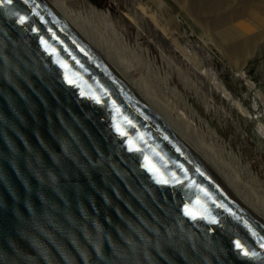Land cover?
<instances>
[{
	"label": "water",
	"instance_id": "obj_1",
	"mask_svg": "<svg viewBox=\"0 0 264 264\" xmlns=\"http://www.w3.org/2000/svg\"><path fill=\"white\" fill-rule=\"evenodd\" d=\"M0 264H264V194L78 0H0Z\"/></svg>",
	"mask_w": 264,
	"mask_h": 264
},
{
	"label": "rangeland",
	"instance_id": "obj_2",
	"mask_svg": "<svg viewBox=\"0 0 264 264\" xmlns=\"http://www.w3.org/2000/svg\"><path fill=\"white\" fill-rule=\"evenodd\" d=\"M90 1L99 9L110 12L113 27L127 39L119 40L110 32L118 44L152 78L150 67L152 71L158 68L161 76L169 80V86L207 120L221 139L240 154L242 161L249 164L251 171L264 182V103L259 97V94L264 95V39L258 45L254 42L251 49L247 47L245 52L254 51V54L245 64L244 56L235 52L234 41L219 40L216 30H212L225 27L237 29L238 19L233 16L237 12L248 14L243 7L249 0H215L220 9H213L206 30L199 23V15L196 18L195 10H189L192 4H197L195 0ZM215 18L220 22H214ZM101 22L106 27V23ZM254 28L251 33L257 30ZM145 50H148L149 62L152 59L156 64L148 65ZM234 52L239 53L236 58L230 56ZM138 57L141 59L138 60ZM240 66H243V75L238 70ZM212 78L219 84L214 83ZM222 91H226L230 98H225ZM193 120L199 124L197 118L193 117Z\"/></svg>",
	"mask_w": 264,
	"mask_h": 264
},
{
	"label": "bare ground",
	"instance_id": "obj_3",
	"mask_svg": "<svg viewBox=\"0 0 264 264\" xmlns=\"http://www.w3.org/2000/svg\"><path fill=\"white\" fill-rule=\"evenodd\" d=\"M79 2H81L82 4H84L86 7H88L97 17L99 20L103 21L106 23V28L109 32L113 33L114 35L119 37V40H127L124 36V34L119 33L120 31H118L116 28L113 27L112 25V21L110 22V12L109 11H103L101 9H99L98 7H96V5H94L90 0H78ZM197 4H192L191 8L189 9L191 12L193 10H195L194 14L196 16V18L199 15V18L202 23V25L204 26L205 30L206 27L208 26V17L209 15L213 14L214 11L213 9H216L218 7L217 4H215V0H199L200 4L197 0H195ZM248 1V0H247ZM193 3H195L193 1ZM247 5L242 4L241 6L244 5V10H248V14H244L242 12L240 13H233L234 19H240L242 18L243 20L238 22V20L236 21V25L233 24L232 22L230 24H233V26H238L237 29H232V27H224L223 29L220 30L215 28L212 30H216L215 33L217 34L216 36L218 37L219 40L222 41H234L232 43V45H235V52H239V53H231L230 56H232V58H236V54H239L240 56H244L243 58V62L245 63L247 61L248 58H250L252 56V53H246V49L247 47L249 49H251V47L253 46L254 42L257 43V45L259 44V42H261L264 39V0H249L248 2H246ZM221 6V5H220ZM234 8V7H233ZM220 8L218 7V10ZM235 9V8H234ZM224 10V9H223ZM222 10V11H223ZM227 14V13H226ZM216 14L213 15V17ZM219 16V13L218 15ZM222 16V15H220ZM228 16V15H227ZM226 16V17H227ZM211 18V17H210ZM220 18V17H219ZM224 18V17H223ZM212 19V18H211ZM223 20V19H222ZM226 20V19H224ZM228 21V20H227ZM207 22V23H206ZM214 22L219 23L220 20H218L217 18L214 19ZM205 23V24H204ZM225 23V22H224ZM216 24V23H215ZM213 25V24H212ZM217 25V24H216ZM211 26V25H210ZM221 26V23H220ZM227 26V25H226ZM253 27H255L257 30H255V32L251 33V30L253 29ZM222 28V27H221ZM254 28V29H255ZM116 29V30H115ZM227 42V43H228ZM138 43V41H137ZM219 43V42H218ZM137 48V47H136ZM135 49V48H133ZM137 50H139L137 48ZM245 52V53H244ZM140 53V52H139ZM145 54H146V58H147V63L150 66V63L152 64H156L155 60L150 59L151 61L149 62L148 58L149 55L148 54V50H145ZM141 56V55H140ZM163 56V55H162ZM139 58V57H138ZM145 58V59H146ZM141 58H139L138 60H140ZM162 59V58H161ZM137 60V59H136ZM238 63V62H237ZM246 64V63H245ZM239 66V65H238ZM242 68L243 66L238 67V70L240 71V73L242 74ZM150 73L153 75V79L159 83V85L167 92L169 93V95L171 94L172 97H174V99L178 102L179 107L185 111L192 119L193 117L198 119L199 125L214 139V141L222 148V150L235 162L237 163L242 169H244V171L248 174V176L251 178V180L255 183V185L259 188V190L264 194V182L261 181L259 179V177L257 175H255L252 171L251 168L249 166V164H247L246 162H243L241 159L240 154L236 153L235 151H233L229 144L225 143L221 137L217 134L216 130L211 128L210 124L207 122V120H205L204 118L200 117V115L194 111L190 106L187 105L185 99H183V97L181 96V94H179V92H177L175 89H172L169 85V80L166 77H162L161 75V71L157 68V70H153L150 67ZM160 71V73L158 72ZM154 72V73H153ZM243 75V74H242ZM212 81L214 83H217L218 80H216L215 78H212ZM219 84V83H217ZM250 84V82H249ZM217 86V85H216ZM224 91L221 92V94ZM226 92V91H225ZM225 92L223 93V96L227 99H229V95L225 94ZM259 93V91H258ZM257 93V94H258ZM205 97V96H204ZM260 99L263 101L264 103V95L259 94ZM234 104V100L232 102ZM239 104V103H238ZM236 105V104H235ZM237 107V106H236ZM241 109V111L246 114V111L243 107H239ZM261 127V125H260ZM262 130V129H261ZM264 131V129H263Z\"/></svg>",
	"mask_w": 264,
	"mask_h": 264
},
{
	"label": "snow or ice",
	"instance_id": "obj_4",
	"mask_svg": "<svg viewBox=\"0 0 264 264\" xmlns=\"http://www.w3.org/2000/svg\"><path fill=\"white\" fill-rule=\"evenodd\" d=\"M9 2H11V0H9ZM21 22H23V18H21Z\"/></svg>",
	"mask_w": 264,
	"mask_h": 264
}]
</instances>
